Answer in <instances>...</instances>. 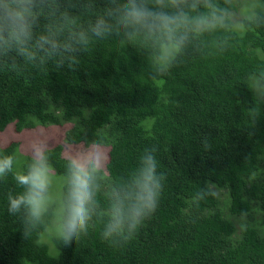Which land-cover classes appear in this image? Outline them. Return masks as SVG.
<instances>
[{
    "label": "trees",
    "instance_id": "obj_1",
    "mask_svg": "<svg viewBox=\"0 0 264 264\" xmlns=\"http://www.w3.org/2000/svg\"><path fill=\"white\" fill-rule=\"evenodd\" d=\"M242 1L211 0L227 10L224 25L189 32L165 64L162 34L129 36L107 15L126 0H34L26 47L35 59L0 43V132L72 121L63 142L107 148V162L98 209L70 247L52 233V207L35 224L9 214L7 195L20 189L11 174L0 180V264H264V0ZM99 17L111 25L102 36L92 32ZM154 147L166 175L155 213L127 244L102 240L107 193ZM17 148L0 156L26 171L31 157ZM61 151L45 155L66 176ZM201 189L214 195L197 201Z\"/></svg>",
    "mask_w": 264,
    "mask_h": 264
},
{
    "label": "clouds",
    "instance_id": "obj_2",
    "mask_svg": "<svg viewBox=\"0 0 264 264\" xmlns=\"http://www.w3.org/2000/svg\"><path fill=\"white\" fill-rule=\"evenodd\" d=\"M155 3L160 8L170 7L172 11L153 10L145 0H126L107 15L126 29L129 36L138 32L162 34L165 42L160 59L165 64L179 51L189 32L214 30L223 26L228 16L226 9L217 8L211 0H167V5L165 0H155ZM201 6L205 12L198 11ZM33 7L34 0H0V43L6 45L8 50L14 46L17 54L28 60L35 59V53L26 47L31 35V22L35 19ZM110 28L107 20L99 17L92 32L102 36ZM48 43L46 36L40 37L39 47L43 48ZM52 47L57 45L53 43ZM155 152V147L145 151L127 182L112 187L107 193L108 208L104 213L107 222L100 234L102 240L108 242L119 237L127 244L143 222L155 213L166 179L164 173L158 172ZM102 159L98 151H93L70 156L67 160L66 193L60 202L57 228V236L65 247H70L74 238L78 239L81 233L87 231L89 221L98 209L96 194L100 184L97 179ZM14 163V156H0V180L11 174L20 189L19 192L8 193L7 211L11 215L23 213L27 223L35 224L55 203L51 191L54 169L42 145L33 146L31 163L26 171H14ZM209 195L214 193L201 189L197 193V201Z\"/></svg>",
    "mask_w": 264,
    "mask_h": 264
},
{
    "label": "rangeland",
    "instance_id": "obj_3",
    "mask_svg": "<svg viewBox=\"0 0 264 264\" xmlns=\"http://www.w3.org/2000/svg\"><path fill=\"white\" fill-rule=\"evenodd\" d=\"M239 2L244 3L246 1L239 0ZM249 9L250 7L245 9L243 12H246ZM243 12L242 13L236 12L235 14H233L232 15L233 20L236 21V19H240ZM72 124L73 122L71 121L69 123H59L57 125H47V126L36 125L34 129L23 130L19 133H16L14 131L13 125L10 124L2 132H0V148L7 146L11 142H16L18 144V148H17L18 154L21 155L22 157H31L32 149L34 145H42L45 147V150L55 147L56 145H61L62 146L61 156L64 159H68L70 156H74L77 154L98 151L103 158L101 169H104L105 164L107 162V150H108L107 148L100 146H90L88 148H83L81 145H67L63 142V137L65 135V132L69 128H71ZM64 184H66L65 176L57 175L53 172V184L51 191L55 199V203H53L51 206L53 208L51 229L54 230V232L52 233H57V228L60 222V202H61L60 198H61V189ZM43 237L41 239L45 243H49V241Z\"/></svg>",
    "mask_w": 264,
    "mask_h": 264
}]
</instances>
